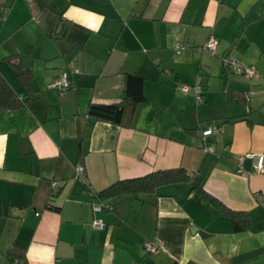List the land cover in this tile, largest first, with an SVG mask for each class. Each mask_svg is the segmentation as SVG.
<instances>
[{
	"label": "crops",
	"instance_id": "crops-1",
	"mask_svg": "<svg viewBox=\"0 0 264 264\" xmlns=\"http://www.w3.org/2000/svg\"><path fill=\"white\" fill-rule=\"evenodd\" d=\"M226 55L258 76H237ZM61 74L71 87L48 89ZM129 74L146 99L130 126L88 117L90 103L123 99ZM0 75L24 101L0 110V264H264V171L237 167L264 154V0H0ZM197 80L200 102L180 89ZM177 168L192 182L93 214L110 185ZM193 181L248 227L236 231Z\"/></svg>",
	"mask_w": 264,
	"mask_h": 264
},
{
	"label": "trees",
	"instance_id": "trees-1",
	"mask_svg": "<svg viewBox=\"0 0 264 264\" xmlns=\"http://www.w3.org/2000/svg\"><path fill=\"white\" fill-rule=\"evenodd\" d=\"M19 77L27 84L29 75L22 71ZM123 99L115 103H90L87 116L95 121H102L118 126H130L139 104L146 99L142 92V79L135 74L125 78ZM24 104L18 98L8 83L0 75V110L15 109ZM192 182L183 169L160 170L142 177L120 180L97 194V200H110L137 194L152 193L161 185L176 182ZM192 189L204 200L209 202L221 213L231 215L236 219V231L248 227V219L244 212L233 211L222 202L202 190L200 181H193Z\"/></svg>",
	"mask_w": 264,
	"mask_h": 264
},
{
	"label": "built area",
	"instance_id": "built-area-1",
	"mask_svg": "<svg viewBox=\"0 0 264 264\" xmlns=\"http://www.w3.org/2000/svg\"><path fill=\"white\" fill-rule=\"evenodd\" d=\"M218 47V39L214 36H210L207 41L205 42L203 46V50L209 51V52H214ZM183 47L180 45H177L175 50L176 52H179ZM222 64L229 69L231 72L236 74L237 76L244 77L247 79H251L254 77L258 76V70L256 67L252 65H247L242 63L239 59L231 56V55H226L222 57ZM75 73H78V70H74ZM71 87V82L68 80L67 76L65 74H61L57 76L51 83L48 84V89H58L60 91H65L68 90ZM180 89L183 93H187L190 90H193L196 94V101L200 102L202 99V88L200 84V80H197L196 83L194 84L193 87H188L185 85H181ZM218 129H209L205 132H203V137L217 134ZM256 159L255 164L253 165V168L256 172H262L264 171V154H256V153H246L238 158L237 161V167L238 171H243L244 169V161L245 160H254ZM76 175L80 177V179L84 182H86V178L84 176V169L83 166L77 165L75 167ZM258 198L260 199V205L262 208H264V194L258 195ZM113 209V206L108 203L107 201H101L98 200L96 203H94L92 207L93 214L96 215L98 213H101L103 211H110ZM37 215V213H35ZM93 226L95 228H101L102 224L100 221L94 219L92 222ZM144 250L147 253H154L158 251L159 249V244L157 241H145L143 243ZM12 264H20L17 261L12 262Z\"/></svg>",
	"mask_w": 264,
	"mask_h": 264
}]
</instances>
